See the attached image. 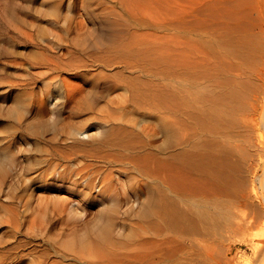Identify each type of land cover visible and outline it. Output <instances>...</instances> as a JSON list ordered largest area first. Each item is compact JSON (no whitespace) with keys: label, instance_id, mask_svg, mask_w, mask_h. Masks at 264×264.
<instances>
[{"label":"rangeland","instance_id":"1","mask_svg":"<svg viewBox=\"0 0 264 264\" xmlns=\"http://www.w3.org/2000/svg\"><path fill=\"white\" fill-rule=\"evenodd\" d=\"M242 4L19 0L18 21L0 23L2 264H127L140 204L156 187L164 113L159 94L188 98L177 89L179 79L241 85L237 117L248 116L253 105L263 106L260 115L264 110V0ZM206 32L220 37L225 51L209 47L201 37ZM68 86L82 89L75 104L66 103ZM42 94L49 105H37ZM18 96L27 98L24 105L15 104ZM117 131L127 132L131 144L116 141ZM239 144L240 156L224 169L229 186L218 194L231 218L206 236L203 264H264V154L252 156ZM75 150L82 154L75 157ZM147 163L150 170H142ZM99 168L115 175L107 188L92 189L96 200L86 202L72 181L81 170L94 182ZM54 179L62 186L53 187ZM188 190L195 192L193 185ZM110 206L115 213L109 220L101 211ZM104 226L106 240L99 244L96 234Z\"/></svg>","mask_w":264,"mask_h":264},{"label":"bare ground","instance_id":"2","mask_svg":"<svg viewBox=\"0 0 264 264\" xmlns=\"http://www.w3.org/2000/svg\"><path fill=\"white\" fill-rule=\"evenodd\" d=\"M233 2L238 7L243 6V0ZM19 7V0H0V23L3 20L16 23ZM45 13L50 15L52 8L46 7ZM201 37L218 53L225 51L222 49L223 40L215 34L206 32ZM229 52L232 54V50ZM42 56V66L47 69L49 58L45 52ZM221 84L217 87V84L210 86L197 80L187 83L179 79L177 89L179 93L187 92L188 98L179 101L175 93L170 95L165 91L159 94V105L164 113L160 116L161 158L154 171L156 187L140 204L142 220L131 231L127 264H203V252L207 250L206 236L219 226L221 220H230L225 196H218L220 189L229 186L230 180L224 176L227 175L225 165L235 154L240 156L237 151L240 142L245 143L250 155L264 154V110L260 115L263 106L253 105L248 116L238 118L237 113L244 104L241 100L245 96L241 93L242 86L226 88L220 87ZM30 90L37 97L33 88ZM81 95L82 89L68 86L66 103H77ZM26 100V97L18 96L15 104L24 105ZM36 102L37 105H49L50 97L42 94L36 98ZM168 102L173 105H167ZM238 122L241 124L239 128ZM233 127L238 128V133L231 132ZM125 135L129 134L117 131L115 140L131 144L133 138L128 139ZM78 154H82L81 151L73 152L75 157ZM102 163L104 167L108 166L107 161ZM146 167H150L148 163L141 168L149 171L150 168ZM187 171L191 172L190 177ZM80 174L81 170L72 182L78 185L76 193L86 202L96 200L90 193L92 189L107 188L115 175L110 168H99L95 172L94 182L88 183L86 177ZM263 177H257V180L261 181ZM57 180H53L56 182L53 187L62 186ZM189 185L194 186L195 192L188 190ZM262 187L264 191V182ZM58 205L61 203L55 204L58 214L64 213L65 209ZM72 212L69 211V214ZM114 213L111 206L105 207L101 216L110 220ZM106 236L107 226H104L97 232L95 240L102 244ZM82 244H86V241ZM180 244L183 246L179 247ZM262 246V243L256 244L255 253L258 254Z\"/></svg>","mask_w":264,"mask_h":264}]
</instances>
